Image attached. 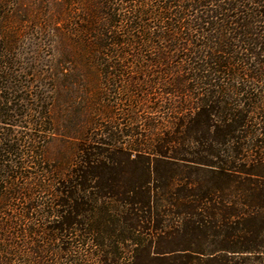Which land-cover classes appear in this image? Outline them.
<instances>
[{"label": "trees", "instance_id": "1", "mask_svg": "<svg viewBox=\"0 0 264 264\" xmlns=\"http://www.w3.org/2000/svg\"><path fill=\"white\" fill-rule=\"evenodd\" d=\"M57 13L39 32L57 36L59 73L75 71L82 120L59 133L54 73L29 145L0 139V264H264V0ZM56 135L73 143L52 158Z\"/></svg>", "mask_w": 264, "mask_h": 264}, {"label": "rangeland", "instance_id": "2", "mask_svg": "<svg viewBox=\"0 0 264 264\" xmlns=\"http://www.w3.org/2000/svg\"><path fill=\"white\" fill-rule=\"evenodd\" d=\"M62 1L0 0V51H9L5 59H1L7 63L6 69L1 68V74L5 72L11 76L8 80H1V92L10 98L8 107L13 109L3 120L6 124L0 121V139L11 135V141L19 140L25 146L29 145L36 134L30 124L33 117L29 114L32 115L38 105L36 95H43L45 101L56 98L54 83L50 79L54 73L60 76L62 83L59 90L63 99L55 108L61 118L59 133H72L80 125L84 104L80 98L70 101L76 88L82 89L74 85L75 71L68 69L59 73L56 60L62 56L56 50L57 36L55 32H39V28H47L48 24L54 28L53 21L58 18L57 4ZM48 17L53 19L46 24L44 20L47 21ZM39 74L41 78L37 79ZM46 139L47 154L52 158L68 153L73 143L59 135L47 136Z\"/></svg>", "mask_w": 264, "mask_h": 264}]
</instances>
